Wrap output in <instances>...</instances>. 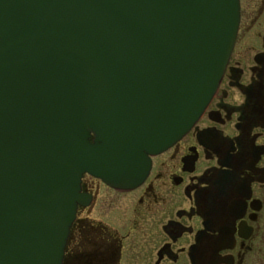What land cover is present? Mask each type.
<instances>
[{"label":"water","instance_id":"95a60500","mask_svg":"<svg viewBox=\"0 0 264 264\" xmlns=\"http://www.w3.org/2000/svg\"><path fill=\"white\" fill-rule=\"evenodd\" d=\"M239 0H0V264H62L83 174L139 185L215 92Z\"/></svg>","mask_w":264,"mask_h":264},{"label":"flooded vegetation","instance_id":"af4514ba","mask_svg":"<svg viewBox=\"0 0 264 264\" xmlns=\"http://www.w3.org/2000/svg\"><path fill=\"white\" fill-rule=\"evenodd\" d=\"M80 186L90 204L63 264H264V0H239L215 92L144 180L119 190L84 174Z\"/></svg>","mask_w":264,"mask_h":264},{"label":"rangeland","instance_id":"374dc122","mask_svg":"<svg viewBox=\"0 0 264 264\" xmlns=\"http://www.w3.org/2000/svg\"><path fill=\"white\" fill-rule=\"evenodd\" d=\"M105 191H107V190L105 189ZM105 194H106V192H105ZM99 206H100V205H99ZM101 207L106 208V205L101 206ZM101 207H99V208H101ZM95 208H97V205L95 206ZM95 208H94V210H95ZM94 210L92 211L91 216L89 215V217H93V216H94V212H95ZM86 215H87L86 212H85L84 214H82L83 217H86ZM100 217H101V219H103V220L105 221V223H106V222H107V210H106V211L101 210Z\"/></svg>","mask_w":264,"mask_h":264}]
</instances>
